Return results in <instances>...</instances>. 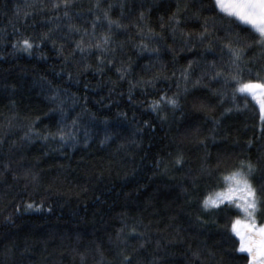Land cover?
<instances>
[{
	"label": "trees",
	"instance_id": "trees-1",
	"mask_svg": "<svg viewBox=\"0 0 264 264\" xmlns=\"http://www.w3.org/2000/svg\"><path fill=\"white\" fill-rule=\"evenodd\" d=\"M102 2L112 5L109 15L127 28L113 31L116 40L125 42L123 54L118 48L113 63L96 72L95 49L88 55L93 67L84 71L66 62L50 41H41L39 48L34 45L31 54L13 51V40L39 38L59 23L62 27L52 34L59 42L67 29L63 18L56 20L55 10L39 8L38 0H0V264H122L121 249L124 255L131 254L132 264H247L246 254L236 251L238 238L229 230L231 218L239 212L228 208L205 212L199 200L223 187L220 172L240 159L256 162L251 178L257 186L264 183V121L258 104L241 95L233 103L231 85L205 76V84L181 96L180 108H164L166 119H160L146 107L149 98L177 91L181 66L198 56L199 48L173 56L163 46L175 47L167 30L159 27V18L166 20L176 8L174 0ZM188 2L195 10V0ZM91 3L73 0L74 7L85 11ZM139 11H145L148 27L164 32L163 42L136 31L133 21L140 24ZM73 16L74 23L89 27L91 15ZM182 26L201 28L195 21ZM106 29V23L96 26L97 32ZM129 36L132 42L145 39L150 47L159 48V56L138 53ZM70 47L69 42L64 52ZM79 55L73 54L76 59ZM129 58L133 80L162 73L154 85L143 89L137 85L131 100L128 78L118 79L115 70L118 60ZM245 60L254 71L264 72V55L255 45L245 48ZM199 70L194 68L192 74ZM42 77L79 97L71 107L65 105L69 120L82 113L74 126L79 141L74 145L25 135L30 123L40 131L58 126V113L48 112L53 104L46 98ZM222 90L227 93L223 98ZM201 103L204 107H199ZM177 153L183 154L180 165L174 163ZM28 203L41 206L26 207ZM257 221L264 224V210L258 209ZM129 228L143 235L129 233ZM194 250L198 257L192 255Z\"/></svg>",
	"mask_w": 264,
	"mask_h": 264
},
{
	"label": "snow or ice",
	"instance_id": "snow-or-ice-1",
	"mask_svg": "<svg viewBox=\"0 0 264 264\" xmlns=\"http://www.w3.org/2000/svg\"><path fill=\"white\" fill-rule=\"evenodd\" d=\"M37 0H33L36 3ZM176 8L173 9L167 16V19L161 16V29H166L167 33L173 38V44H163L172 51L173 56L177 52L190 51L199 48V55L187 59L186 64L181 66V71L177 76V91L171 94H166L165 91L160 92L156 97L149 98L146 107L156 113L160 119H166L164 108L178 109L182 106V95H186L189 90L195 89L206 83L204 77L208 80L223 79L224 85H231L232 101L235 103L237 95L250 97L259 105L260 118L264 121V72L254 71L248 67V61L245 60V48L250 45H255L259 48L260 54L264 55V0H195V10L189 7L188 0H174ZM39 8L48 7L49 10H55V18L59 21L63 18L64 25L67 31L61 32L62 39L58 42L53 38L55 30L61 28L59 23L53 24L46 31L42 32L39 38H29L24 36L12 41L13 51H23L31 54L34 45L40 47L41 41H50L57 49V52L64 54L65 61H71L74 65H78V71L87 70L93 67L88 62V55L93 49L96 50L95 60L96 67L93 68L96 72H101L100 67L105 63L111 65L116 57L117 49L123 54L125 42L116 40L113 36L114 30L126 29V24H121L119 18H113L109 15V9L112 5H105L102 0H92L90 7L85 11L81 8L73 6V0H50L48 5L43 3V0H38ZM25 7H29L27 4ZM19 6L17 11H19ZM39 10V9H37ZM98 13V14H97ZM209 13V14H202ZM87 17L91 15L89 27L85 28L73 22L74 16ZM123 14V13H122ZM24 15H28L27 12ZM145 11H139L138 18L140 24H133L136 31L143 37L151 40L164 41V32H156L153 28L148 27L145 20ZM49 22L53 17L46 18ZM199 22L200 30L186 29L182 25L190 22ZM224 21H228L227 24ZM107 24V29L97 32V24ZM143 25V27L141 26ZM236 26L235 28L233 26ZM218 32H223V36L218 35ZM246 35H242L241 33ZM247 35L254 36V40H249ZM78 36L79 38H75ZM128 41L132 46L140 52H147L159 56L160 49L146 43L145 39L132 42L131 36ZM71 47L67 53L64 52L68 43ZM79 52V58H74L73 54ZM214 56L216 59H207L206 55ZM147 61L145 64L147 65ZM202 65V66H201ZM163 67V64H161ZM199 67V72L193 75V69ZM118 79L123 80L126 77L129 81V100L133 90L137 85L144 88L145 85H154L156 80L161 78L162 73L157 71L147 77L137 76L135 80L131 79L132 65L129 60H118L116 67ZM67 76L71 78L73 73L68 71ZM173 75H176L173 73ZM256 77L255 79L247 77ZM47 84V100L53 104V107L48 109V112L58 113L56 120L57 127L51 130L40 131L31 126L28 127V132L25 135L32 139L33 136L40 137L42 140L48 139L58 140L61 145L69 146L76 144L78 141L74 126L78 125L82 113H77L71 120L67 118L68 107L74 105L79 97L75 93H69L68 89L61 88L58 84H52L46 77L41 78ZM14 87V86H13ZM212 91H216L213 89ZM227 93L221 91V98ZM71 97V104H69ZM111 103V100L108 101ZM139 103H143L139 101ZM65 105H68L66 107ZM195 106V105H194ZM84 109L87 105L83 106ZM199 107H204L203 103ZM231 109H225L230 111ZM118 115L123 116L124 113L118 112ZM39 117L34 118L38 120ZM105 121L107 118H104ZM143 124L148 125L147 120ZM154 127V125H152ZM108 137H104L101 143ZM87 143V139L83 141ZM183 160V154L177 153L174 157V163L180 165ZM7 166V165H5ZM257 163L252 160L240 159L236 166L220 172L222 180L225 182L224 187H217L208 195L203 196L199 200L201 209L205 212L220 211L222 208H228L230 211L240 212L248 219L242 220L240 215L233 216L230 220L229 230L238 238L236 251L245 253L247 264H264V224L256 225L255 216L253 215L258 209L264 210V183L259 186L253 183L251 177L257 171ZM219 170V167L217 168ZM195 179V178H193ZM261 179H264L262 177ZM187 191V190H185ZM41 205L28 203L26 207L39 208ZM202 220V217H197ZM249 220L251 223H249ZM129 233H138L136 228H129ZM143 235L142 233H138ZM117 237H121V230H117ZM143 241H141V244ZM99 251V249H98ZM122 264H132L129 259L130 253L123 254L121 249ZM194 257L200 255L198 250L192 251ZM83 259V254H81ZM101 259L103 257L101 256Z\"/></svg>",
	"mask_w": 264,
	"mask_h": 264
},
{
	"label": "rangeland",
	"instance_id": "rangeland-1",
	"mask_svg": "<svg viewBox=\"0 0 264 264\" xmlns=\"http://www.w3.org/2000/svg\"><path fill=\"white\" fill-rule=\"evenodd\" d=\"M259 106V105H258ZM225 186V182H224V185H223V187ZM258 211V210H257ZM239 215L241 216V219L242 220H246V219H248L246 216H244L242 213H240L239 212ZM254 216H255V224L258 226V225H260V223L257 221V212H255L254 214H253ZM249 223H251V221L249 220Z\"/></svg>",
	"mask_w": 264,
	"mask_h": 264
}]
</instances>
